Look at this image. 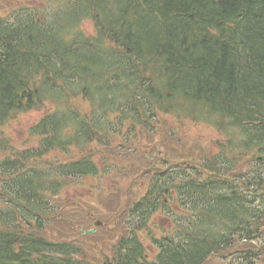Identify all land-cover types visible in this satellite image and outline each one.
Wrapping results in <instances>:
<instances>
[{
    "label": "trees",
    "instance_id": "1",
    "mask_svg": "<svg viewBox=\"0 0 264 264\" xmlns=\"http://www.w3.org/2000/svg\"><path fill=\"white\" fill-rule=\"evenodd\" d=\"M44 2L0 17V127L18 112L54 105L29 128L35 147L7 154L0 139V264H204L258 241L264 161L254 159L247 173L232 168L264 155V0ZM158 115L206 124L226 140L199 164L152 171L102 262L42 235L66 179L98 175L100 149L117 132L152 129ZM51 153L64 160L47 161ZM160 206L179 220L150 235L148 260L141 237ZM259 255L248 246L237 264H256Z\"/></svg>",
    "mask_w": 264,
    "mask_h": 264
},
{
    "label": "rangeland",
    "instance_id": "2",
    "mask_svg": "<svg viewBox=\"0 0 264 264\" xmlns=\"http://www.w3.org/2000/svg\"><path fill=\"white\" fill-rule=\"evenodd\" d=\"M43 5V0H0V17L21 6L39 10ZM81 28L86 34L92 35V24L89 21L82 22ZM73 104L80 112H87L88 105L85 101L77 99ZM53 109L54 105L48 103L39 109L18 112L0 127V139L8 142L7 154L35 147L38 139L29 135V128L44 112ZM152 122V129L144 126L137 127L130 134L120 135L117 132L109 149H100L105 151L102 156L104 159L93 157L99 162L98 175L66 179L59 194L52 198L54 211L42 235L52 241L76 245L80 258L85 261L102 262L111 255L112 245L121 232L119 219L123 210L145 192L152 171L173 165L187 167L192 162L199 164L204 158H210L218 152V142L226 140L203 123L180 120L170 115H158ZM0 155L5 156L2 153ZM79 155L80 151L77 156ZM261 155L240 159L232 168L233 173L251 171L255 167L254 159L259 160ZM46 160L64 158L51 153ZM166 200L164 204L169 203L173 210L177 209ZM177 220L179 219L175 213L161 206L150 218L141 237L148 259H152L155 252L150 243V235L159 237L167 234ZM95 221L101 222V225L96 226L92 234H83L93 228L92 223ZM248 246L260 254L256 264H264V229L258 241L236 244L224 254L209 257L204 264H237L238 251Z\"/></svg>",
    "mask_w": 264,
    "mask_h": 264
},
{
    "label": "water",
    "instance_id": "3",
    "mask_svg": "<svg viewBox=\"0 0 264 264\" xmlns=\"http://www.w3.org/2000/svg\"><path fill=\"white\" fill-rule=\"evenodd\" d=\"M259 159H263V157L259 158Z\"/></svg>",
    "mask_w": 264,
    "mask_h": 264
}]
</instances>
